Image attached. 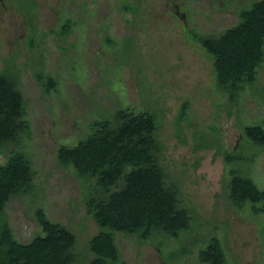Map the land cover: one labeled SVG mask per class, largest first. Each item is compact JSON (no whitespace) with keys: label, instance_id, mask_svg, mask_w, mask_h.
I'll use <instances>...</instances> for the list:
<instances>
[{"label":"rangeland","instance_id":"rangeland-1","mask_svg":"<svg viewBox=\"0 0 264 264\" xmlns=\"http://www.w3.org/2000/svg\"><path fill=\"white\" fill-rule=\"evenodd\" d=\"M253 1L0 0V73L22 90L28 124L0 148V164L17 149L34 170L33 183L0 211L14 236L27 242L43 234L36 215L43 208L75 231V264H90L99 224L85 202V178L61 162L58 148L85 138L93 121L114 120L120 108L149 109L160 140L155 154L191 225L177 236L154 228L147 239L115 229L119 259L212 264L200 250L215 236L225 264H264L263 202L237 205L228 187L232 168L264 188V144L244 134L264 124V61L257 80L232 98L203 41L237 24Z\"/></svg>","mask_w":264,"mask_h":264},{"label":"trees","instance_id":"trees-1","mask_svg":"<svg viewBox=\"0 0 264 264\" xmlns=\"http://www.w3.org/2000/svg\"><path fill=\"white\" fill-rule=\"evenodd\" d=\"M203 41L213 52L219 86L237 97L246 84L257 80L264 61V0H254L241 11L237 24ZM27 127L22 90L11 74L2 72L0 148L15 142ZM244 134L264 144V124L247 125ZM159 148L156 114L128 107L117 110L112 121H93L89 134L75 145L58 148L61 162L72 163L85 178V202L99 224L100 230L90 238L95 253L90 264H133L119 259L115 229L147 239L154 228L177 236L190 227L192 216L181 203L179 189L165 181L164 167L154 151ZM230 172L232 201L237 205L252 201L254 209L256 203L263 202L264 207V188L235 169ZM33 174L25 153L11 150L6 162L0 164V211L12 194L33 183ZM36 215L44 233L27 242L17 239L9 220L1 217L0 264H75V231L50 220L43 208H38ZM200 258L225 264L227 256L219 238H210L201 248Z\"/></svg>","mask_w":264,"mask_h":264},{"label":"water","instance_id":"water-1","mask_svg":"<svg viewBox=\"0 0 264 264\" xmlns=\"http://www.w3.org/2000/svg\"><path fill=\"white\" fill-rule=\"evenodd\" d=\"M176 9H177V7L175 6V7H174V10H176Z\"/></svg>","mask_w":264,"mask_h":264}]
</instances>
